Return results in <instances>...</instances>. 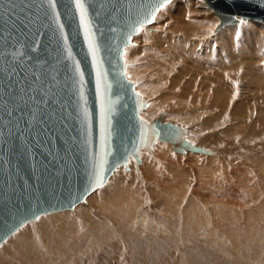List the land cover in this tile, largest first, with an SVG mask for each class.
Wrapping results in <instances>:
<instances>
[{
    "label": "rangeland",
    "instance_id": "374dc122",
    "mask_svg": "<svg viewBox=\"0 0 264 264\" xmlns=\"http://www.w3.org/2000/svg\"><path fill=\"white\" fill-rule=\"evenodd\" d=\"M186 3L191 31L177 38L170 19ZM211 13L204 0L172 1L124 58L147 101L141 115L186 127V138L212 153L154 142L139 164L131 156L67 211V222L52 226L50 214L23 226L0 247V264H264V24L216 32ZM174 39L187 53L164 57L171 82L154 72L163 62L154 44Z\"/></svg>",
    "mask_w": 264,
    "mask_h": 264
},
{
    "label": "water",
    "instance_id": "95a60500",
    "mask_svg": "<svg viewBox=\"0 0 264 264\" xmlns=\"http://www.w3.org/2000/svg\"><path fill=\"white\" fill-rule=\"evenodd\" d=\"M155 2L87 0L103 73L98 92L73 0H57L58 21L47 0H0V247L37 216L74 210L131 156L139 164L141 150L158 140L172 143L179 153H212L185 138L186 127L161 118L149 122L141 115L147 101L129 78L124 51L137 34L133 28ZM205 2L220 19L217 29L240 23L239 17L264 23V0ZM26 20L36 23L25 29ZM58 24H63L67 41ZM76 61L84 72L82 87L74 71ZM26 68L47 74L45 87L51 89L47 106L40 105L42 123L33 122L31 128L25 109L5 104L19 93L21 82L28 84ZM42 99L37 94V100ZM102 100L110 113L102 111ZM84 107L89 112L87 125ZM17 124L23 126L17 129Z\"/></svg>",
    "mask_w": 264,
    "mask_h": 264
},
{
    "label": "snow or ice",
    "instance_id": "6c2138e0",
    "mask_svg": "<svg viewBox=\"0 0 264 264\" xmlns=\"http://www.w3.org/2000/svg\"><path fill=\"white\" fill-rule=\"evenodd\" d=\"M56 2L57 0H47V4L49 9L52 12L53 18L57 19L58 21V13L55 12L56 8ZM74 5L76 10L79 13V21L81 27L84 29V35L85 39L88 44V51L89 54L92 58L93 62V67L96 73V81H97V91H100V85L102 81V69H101V61L98 59V53L100 51L99 49V44L95 39V31L93 28V24L90 18V13H89V6L87 5V0H73ZM172 0H156L154 6L151 8L149 12L146 13L145 19L141 22H139L137 27L133 28L134 32H141L143 31V26L145 23H154L156 21V13L160 11V9L165 6L166 4H170ZM24 24V28L27 29L29 26L33 25L36 23L35 20H26L22 21ZM241 24L245 23L244 20L240 21ZM15 26V25H14ZM59 29H61V36L64 41H67L68 37L63 33V24H58ZM239 33H237V36ZM129 41L132 39L131 35L128 37ZM23 55V53H21ZM71 51L70 49L67 50V58L71 59ZM75 74L77 77H79V83L80 86L82 87L83 85V78H84V72L79 66V61L75 62ZM46 75L43 71L39 70H29V69H24V77L28 81V84L26 85L24 82H21L20 84V91L17 93L13 98L7 99L5 101L6 105H11L14 107L18 108H23L25 109L29 115L27 116V125L29 128H31L33 122H38L42 123L41 121V110H40V105L43 104L44 106H47L48 102V96L51 92L50 88L45 87V81H46ZM55 77H53V80ZM37 94H40L43 99L42 100H37ZM81 99L83 100L84 105L87 104V99L81 91L80 93ZM102 111H107L110 113L111 108L108 107L105 109L104 102L102 100ZM54 115V114H50ZM82 116L85 121V125H87V121L89 119V112L87 107H84L82 109ZM141 120L143 118L141 117ZM23 125L17 124L16 127L19 129ZM102 133L104 130H101ZM110 129H108V133L110 134ZM36 219H39V216L36 217Z\"/></svg>",
    "mask_w": 264,
    "mask_h": 264
},
{
    "label": "bare ground",
    "instance_id": "6f19581e",
    "mask_svg": "<svg viewBox=\"0 0 264 264\" xmlns=\"http://www.w3.org/2000/svg\"><path fill=\"white\" fill-rule=\"evenodd\" d=\"M172 1H174V0H172ZM204 2H205V0H204ZM205 4L207 5V3L205 2ZM168 5V4H167ZM208 6V5H207ZM193 5L192 4H189V3H186V5L185 6H183L182 8H183V11L179 14V15H175V16H173L172 17V19H170L171 21L173 20V24H174V26H175V30L174 31H170L171 33H172V35H174V34H177V38H183V39H185V35L187 34V33H189L191 30H188V28H189V26H190V24L192 23L191 22V20H189V18H188V16H189V14L190 13H193ZM209 7V6H208ZM163 8V7H162ZM162 8L160 9V11L158 12V14L157 15H159L160 14V12H161V10H162ZM210 9H211V11L213 10L211 7H209ZM169 15V14H168ZM181 16V17H180ZM210 17H217V18H219L218 16H216V15H212V14H210ZM241 17H239V19H240ZM194 20H195V18H193ZM220 20V19H219ZM242 20H244V19H242ZM251 20H253V21H256V22H259V23H261V24H264L263 22H261V21H258V20H255V19H248V20H244L245 22H247V21H251ZM241 21V20H240ZM153 23H151V24H149V25H147V27H149L150 25H152ZM172 24V25H173ZM240 23H234V24H227V25H225V26H223V27H221V28H219V29H217L216 28V32H218V31H220L221 29H223V28H225L226 26H231V25H239ZM173 30V29H172ZM198 30H201V29H198ZM168 32V31H167ZM198 33V32H197ZM153 34V33H152ZM136 35V34H135ZM134 35V36H135ZM141 35V34H140ZM140 35H136L135 37H133V43L134 42H136L137 40H139V39H141L142 38V40H144L143 38H144V36L142 35V36H140ZM188 35V34H187ZM191 35H192V33H191ZM194 35V34H193ZM199 35H201V34H199ZM155 36V35H154ZM154 36H153V38H154ZM147 37V36H146ZM146 37H145V40H146ZM191 36H189V38H190ZM176 38V37H175ZM187 38V37H186ZM149 39V38H148ZM188 39V38H187ZM144 40V41H145ZM151 40H152V37H151ZM152 42H153V40H152ZM170 42L171 43H169V42H167V41H159L157 44L155 43L154 44V47L155 48H159V49H161V56L163 57L161 60H163V62L162 61H160L159 62V65L156 63V65L157 66H159V67H156V68H154V72H156V73H163L164 74V76H162V78L164 79V80H166V81H173V77H172V79H171V76H173L172 75V66L165 72V67L164 68H162V66L163 65H165V56H168V57H170L171 56V53H175V52H177L179 55H182V56H185L186 55V53L187 52H185L184 50H183V48H181L182 46H183V44H181V47H179L178 46V42L176 41V39H174V40H170ZM187 42V41H186ZM184 43V42H183ZM144 44V43H143ZM150 44V43H149ZM148 44V45H149ZM147 45V44H146ZM153 46V45H152ZM151 46V47H152ZM176 48V50H175V48ZM126 48H130L129 46L128 47H126ZM125 48V49H126ZM154 50V49H153ZM149 51V50H148ZM147 51V52H148ZM179 51V52H178ZM154 52V51H153ZM152 52V53H153ZM154 53H156V49H155V52ZM149 55V54H148ZM154 55V54H153ZM155 56V55H154ZM159 56V55H158ZM160 56V57H161ZM146 57H148V56H146ZM152 58V57H151ZM148 59V58H147ZM153 60V59H152ZM170 60V59H169ZM168 60V61H169ZM148 61V60H147ZM167 61V60H166ZM158 62V61H157ZM171 62V61H170ZM151 66H152V64H151ZM152 69V68H151ZM177 84V83H176ZM185 138H186V135H185ZM158 141H160V140H158ZM161 142H166L167 144H170V145H172V143H169V142H167V141H161ZM173 146V145H172ZM152 147V146H151ZM151 147H149V148H145V149H142V150H146V149H151ZM141 150V151H142ZM176 152V151H175ZM187 152H192V153H198V154H203V155H210V154H204V153H199V152H194V151H187ZM177 153H179V152H177ZM181 153V152H180ZM140 154H141V152H140ZM120 167V166H119ZM118 167V168H119ZM117 170V169H116ZM115 170V171H116ZM114 171V172H115ZM112 177V176H111ZM109 181V180H108ZM100 189V188H99ZM99 189H97V190H99ZM96 190V191H97ZM95 191V192H96ZM94 192V193H95ZM93 194V193H92ZM91 194V195H92ZM127 196V195H126ZM100 208L102 209V206L100 205ZM89 213H91V212H86V214H85V216H89ZM53 218L54 219H52L53 220V222H51V225L52 226H57V225H59L60 224V222L61 221H63V223L64 222H67L68 221V214H67V211H62V212H57V213H53ZM71 220V219H70ZM79 220V219H78ZM78 223H79V221H78ZM44 224V223H43ZM50 224V223H49ZM85 224H90L89 223V221H87V223L85 222ZM45 225V224H44ZM50 225V226H51ZM60 226V225H59ZM78 226V225H77ZM74 227H75V225H74ZM79 227V226H78ZM90 227H91V225H90ZM89 227V228H90ZM73 228V227H72ZM40 229H41V227H40ZM78 229V228H77ZM91 229H92V227H91ZM76 230V229H75ZM74 231V230H73ZM84 231V230H83ZM31 236V233H29L28 234V237H27V239L25 240V239H23V240H18V242L16 241V243L15 244H18L19 246H18V248L19 247H21L22 246V243H24L25 241H27V240H29V238H31L30 237ZM36 241L39 243L40 242V240L38 239V237L36 238ZM40 245H41V248L43 249L44 248V244H42V242H40ZM11 254L10 255H13V252H10ZM54 253H50V255H53ZM55 255V254H54ZM11 257V256H10ZM16 261V260H15ZM18 261V260H17ZM2 262V261H1ZM18 262H20V261H18Z\"/></svg>",
    "mask_w": 264,
    "mask_h": 264
}]
</instances>
